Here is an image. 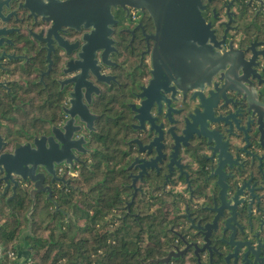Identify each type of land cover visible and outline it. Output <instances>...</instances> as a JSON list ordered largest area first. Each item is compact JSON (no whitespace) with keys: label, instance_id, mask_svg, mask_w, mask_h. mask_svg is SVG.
Masks as SVG:
<instances>
[{"label":"flooded vegetation","instance_id":"flooded-vegetation-1","mask_svg":"<svg viewBox=\"0 0 264 264\" xmlns=\"http://www.w3.org/2000/svg\"><path fill=\"white\" fill-rule=\"evenodd\" d=\"M0 3V155L46 147L49 136L60 151L72 93L86 121L73 119L71 163L36 170L34 199L29 179L3 196L0 183L13 217L23 195L33 205L26 240L38 204L45 229L104 208L111 236L131 222L145 240L155 227V258L141 264H264V0H202L218 67L206 82L171 83L148 98H137L152 78L146 12L111 8L109 31L82 48L93 35L77 24L82 10H62L51 27L48 0Z\"/></svg>","mask_w":264,"mask_h":264},{"label":"water","instance_id":"water-1","mask_svg":"<svg viewBox=\"0 0 264 264\" xmlns=\"http://www.w3.org/2000/svg\"><path fill=\"white\" fill-rule=\"evenodd\" d=\"M48 4L52 13L50 14L51 27L56 25L58 15L62 10L65 11L71 8L82 10L77 24L83 25L85 29L93 27L92 36L87 35L89 38L83 36L82 40L85 45L82 48H86L90 41L100 35L102 30L109 31L107 26L113 24L111 8L126 6L148 14L155 29L152 37L155 43L151 57L152 78L148 86L137 95V98H148V94L157 89L159 92L164 91L171 83L176 84L178 88H181V85H187L188 88H191L192 84L206 82L210 79L213 66L215 69L219 65L214 47L216 44L215 35L211 30V25L205 21L203 16L206 6L202 4V0H91V3L89 0H82L81 2L78 0L64 2L48 0ZM90 4L94 9L92 18L88 11ZM1 5L0 3V9ZM64 24L67 27H72L66 23ZM94 75L97 74L94 73ZM78 90L79 99L77 101L81 104L80 98L83 100L88 91L83 84ZM73 95L72 93L69 100L71 106L65 113L68 119L62 127L65 141L61 142L60 151L57 149V144L52 140V136H49L47 148L40 140L36 141L33 147H19L12 155L7 157L0 155V183L6 186L1 194L2 196L9 184L13 185L12 191L15 193L19 182L29 179L34 183V190L30 192L31 199H34L33 195L42 191V175L36 173L39 167L51 173L54 162L59 164L71 163L73 158L71 151L77 148V140L73 139L75 133L73 119L78 118L81 122H86L82 117V113L75 112L76 98ZM141 105L142 103L140 107ZM138 112L139 110L136 111V113ZM52 133L57 138L55 131H52ZM32 210L33 205L26 214L28 217L27 227L20 231L17 238L15 247L17 258L25 257L28 259L29 252H27L26 237L31 234ZM21 246L24 247L25 255L20 256L18 248ZM1 252L2 248L0 246V259L2 257Z\"/></svg>","mask_w":264,"mask_h":264},{"label":"trees","instance_id":"trees-1","mask_svg":"<svg viewBox=\"0 0 264 264\" xmlns=\"http://www.w3.org/2000/svg\"><path fill=\"white\" fill-rule=\"evenodd\" d=\"M22 200L17 207L12 205L18 218L13 217L4 201L0 200V264L17 262L10 261L8 253L13 252L17 257V238L26 225L25 213L29 203L25 195ZM105 212L104 208L77 209L79 224H52L45 229L43 209L38 204L32 216L33 236L27 239L29 264H141L155 258L154 226L147 227L152 232L145 240L141 237V226L131 222L128 232L119 226L117 233L111 236L107 232L108 225L99 222Z\"/></svg>","mask_w":264,"mask_h":264},{"label":"rangeland","instance_id":"rangeland-1","mask_svg":"<svg viewBox=\"0 0 264 264\" xmlns=\"http://www.w3.org/2000/svg\"><path fill=\"white\" fill-rule=\"evenodd\" d=\"M23 246H21V247H19L18 249H19V251H20V256L21 255H25L24 254V247L22 248ZM16 263H14V264H29V262H28V259L27 258H25V257H20V258H17L16 257Z\"/></svg>","mask_w":264,"mask_h":264},{"label":"built area","instance_id":"built-area-1","mask_svg":"<svg viewBox=\"0 0 264 264\" xmlns=\"http://www.w3.org/2000/svg\"><path fill=\"white\" fill-rule=\"evenodd\" d=\"M134 13H135L134 11L131 12L132 16L134 15ZM8 257L10 261H14V262L16 261V256L13 254V252H9Z\"/></svg>","mask_w":264,"mask_h":264},{"label":"crops","instance_id":"crops-1","mask_svg":"<svg viewBox=\"0 0 264 264\" xmlns=\"http://www.w3.org/2000/svg\"><path fill=\"white\" fill-rule=\"evenodd\" d=\"M30 255V254H29ZM29 255H28V257H29Z\"/></svg>","mask_w":264,"mask_h":264}]
</instances>
